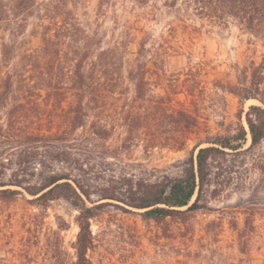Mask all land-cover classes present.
I'll return each mask as SVG.
<instances>
[{"label": "trees", "instance_id": "trees-1", "mask_svg": "<svg viewBox=\"0 0 264 264\" xmlns=\"http://www.w3.org/2000/svg\"><path fill=\"white\" fill-rule=\"evenodd\" d=\"M149 1L96 0L90 10L89 0H0V200L29 196L42 209L68 204L76 212L72 264H92L90 223L105 208L155 223H184L206 209L201 203L212 163L264 141L263 54L249 67L247 86L225 87L242 101L260 103L244 113L247 131L239 123L233 133L198 140L176 176L136 171L139 164L122 160L120 152L138 146L180 151L198 128V115L153 95L151 37L141 31L134 42L137 29L117 14L118 6L127 12L128 3L144 7ZM177 2L168 8L178 15L189 8L210 24L234 20L264 47V0ZM231 228L240 262H247L258 237L252 214L242 228L234 221Z\"/></svg>", "mask_w": 264, "mask_h": 264}, {"label": "rangeland", "instance_id": "rangeland-1", "mask_svg": "<svg viewBox=\"0 0 264 264\" xmlns=\"http://www.w3.org/2000/svg\"><path fill=\"white\" fill-rule=\"evenodd\" d=\"M95 1L89 0L90 10ZM171 1L150 0L144 7L128 3L127 12L117 5V14L125 15L137 29L134 42L143 36L141 31L151 37L148 44L155 52L147 57L153 95L172 109L198 115V128L188 134L180 151H145L138 146L120 152V157L125 163L139 164L136 171L157 170L176 176L198 140L233 133L239 123L247 131L244 113L251 105H261L256 100L242 101L225 87L248 85L249 67L261 62L264 47L234 20L210 24L189 8L178 15L168 8ZM177 5L184 6L183 0ZM105 25L112 26L109 20ZM131 49L135 51L136 46ZM127 96H132L131 91ZM113 105L120 106L122 101ZM249 143L246 135L244 149ZM30 199L0 200V264H72L76 212L63 201L42 209L31 205ZM201 204L206 209L184 223H155L105 208L90 223L94 247L88 256L92 264H264V247L259 248L264 246L260 236L264 234V141L251 152L214 161ZM247 213L252 214L258 237L250 260L240 262L231 222L242 228Z\"/></svg>", "mask_w": 264, "mask_h": 264}]
</instances>
